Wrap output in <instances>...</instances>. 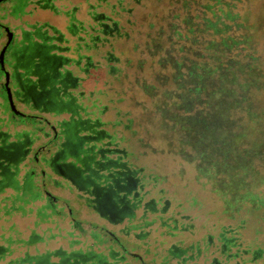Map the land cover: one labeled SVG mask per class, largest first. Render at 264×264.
I'll return each mask as SVG.
<instances>
[{
	"label": "rangeland",
	"instance_id": "rangeland-1",
	"mask_svg": "<svg viewBox=\"0 0 264 264\" xmlns=\"http://www.w3.org/2000/svg\"><path fill=\"white\" fill-rule=\"evenodd\" d=\"M36 1H30L29 10L33 14L25 17L29 25L20 19L10 22L16 32L14 45H21L24 28L32 30L34 25L48 24V32L54 36L55 53L77 58L74 49L77 38L67 26L75 19L86 28L85 33L90 32V26L96 25L91 13L103 12L118 21L123 35L111 38L112 44L99 50H103V55L113 47L119 61L112 64L119 71L111 73L110 63L83 43L79 53L92 54L97 66L85 71L87 62L82 58L78 65L70 61L61 67L62 72L68 71L75 79V84L67 89H71L70 94L76 99L73 101L78 106L76 115L66 104L62 110L53 108L54 114L44 113L41 108L36 111L28 96L29 105L18 104L28 115L47 118L36 124L23 119L17 125L28 130L30 143L27 157L17 164L18 177L34 173L40 197L29 199L24 211L6 213L2 207L12 200H2L13 191L8 188L0 194V245L11 251L0 264L25 251L50 253V260L55 262L66 256L77 264L78 257L85 258L84 264H116L119 259L123 264H210L214 257L223 259L218 248L219 235L225 228L236 229L245 246H264V205L238 198V192L248 189L264 197V148L247 150V145L252 148L263 145L264 134L251 131L237 144L238 148L245 146V150L237 152L231 147L228 154L220 147L219 140L209 135L203 137L199 129L189 134L188 128L174 126L171 116L178 102L175 96L178 91L172 81L167 79L165 88L144 89L145 82L157 84L162 72L167 76L171 72L170 65L165 70L161 68L155 51L151 50L153 55H150L144 43L147 34L156 35L167 18L168 22L178 21L168 17L178 9L176 0H50L56 10L45 8V11L38 10L41 6ZM13 2L20 6L23 0ZM247 5L252 21L257 23L258 18L264 17V0H250ZM0 29L4 31L1 26ZM61 35L69 39V51L58 49L66 45L57 40ZM260 46L264 52L263 36ZM33 78L36 80L37 76ZM251 89L256 103L264 107V88ZM75 118L78 121L88 118L96 128L104 130L103 140L89 139L84 146L89 148L94 144L97 160H107L98 153V147L103 146L109 150L103 154L119 158V164L135 172L137 182L128 195L135 204L131 216L111 219L101 214L90 186L82 187L68 174L55 170V165L62 162L84 167L79 162L84 158L82 152L76 151L75 158L63 151L64 159H55L53 165L48 163L61 150V144L66 141L63 130L67 125L73 126ZM261 124L264 128V121ZM77 133L87 131L79 129ZM73 134L74 130L69 134L71 138ZM106 135L113 145H107ZM114 148L118 152H113ZM243 160L248 162L247 168L232 167L236 161ZM109 168L105 166L102 170L108 174ZM173 246H188L191 254L177 258L171 250Z\"/></svg>",
	"mask_w": 264,
	"mask_h": 264
},
{
	"label": "trees",
	"instance_id": "trees-1",
	"mask_svg": "<svg viewBox=\"0 0 264 264\" xmlns=\"http://www.w3.org/2000/svg\"><path fill=\"white\" fill-rule=\"evenodd\" d=\"M249 1L176 0L178 9L171 12L168 17L172 16L171 20L178 21L168 22L167 18L156 35L147 34L144 43V48L149 50L150 55H153L151 50L155 51L154 54L159 58L158 63L163 70L166 66H171V72L168 76L162 72L157 84L145 82L143 84L144 89L148 91L155 88H165L167 79L172 81V85L178 91L175 95L178 102L175 104L171 116L174 126L188 128L189 134H195L199 129L203 137L209 135L211 138L219 140L220 147L228 154L231 147L235 148L237 152H241V149L245 150V146L238 148L237 144L249 136L251 131L258 130L261 131L262 135L264 134V128L261 124L264 121V107L256 103L251 89L264 88V52L260 46V37H264V17L258 18L257 23L252 21L247 5ZM37 2L44 8L56 10L50 4V0H37ZM91 17L95 20L96 25L90 26V32L85 33L86 28L80 26V23L78 24L75 19H72L67 26L70 34L77 38L74 49L78 57L70 58L61 53L58 54L63 63L73 61L78 65L84 58L87 62L85 71L89 67L97 66V64L93 60L92 54L82 55L79 53L83 43L88 48L94 49L95 54L100 56L103 53V50L102 52L99 50L100 48L107 44L111 45V38L123 35L118 21L111 16L103 12H92ZM81 32H84L85 36ZM57 40L66 43L65 46L58 47L60 51L71 49L68 45L69 39L65 36L61 35ZM46 46L44 51L50 53L52 46ZM101 57L110 63L108 65L111 73L119 71V68L112 64L114 61H119V57L115 55L112 46L105 50V54ZM60 96L62 97L61 94L55 92L50 95V98L53 101H58ZM180 100L182 102H179ZM64 101L66 100L59 103L54 102L55 104L51 107L62 110L66 104V108L76 114L78 106L74 102ZM161 108L164 113L163 105ZM21 118L34 124L41 121L39 116L35 115ZM76 119H72L73 126L71 127L66 123L65 129L67 131L63 133H70L73 130L76 132L79 129L87 131L83 135V138L84 136L86 138L77 151L84 155L83 159H78L79 162L84 167L87 164L90 166V159H86V157L89 154H94L93 157L96 159L95 153L97 151L92 149L94 144L89 148H84V146L88 144L89 139L92 140L91 142L103 140L104 130L96 128L97 125L94 126L90 119L85 118L83 120L81 118L82 120L79 121ZM253 124L261 127L255 129ZM107 141V145H113L112 139L109 140L107 137ZM247 146L248 152L249 150L259 151L260 146L264 148V144L255 145L253 148L250 145ZM62 148L64 152H70L68 147L64 145ZM4 150L0 151V194L8 188L13 191V194L3 198V202L12 201L11 204L5 203L2 209L6 213L24 211V204L29 199L33 200L40 197L38 186L34 183V173L27 172L19 179L18 162L9 160V155ZM63 151H60L58 159H64ZM107 151L109 150L103 146L98 147V153L101 157L105 156L107 160L116 159L120 163L119 158H110V156L103 154L109 153ZM113 152H118V149L114 148ZM73 155L77 158L75 154ZM247 163L245 160L243 162L236 161L232 167L237 166L244 169L247 168ZM109 167L114 168L115 166ZM132 172L135 175V172ZM106 190L103 189L102 192L104 193ZM238 194V198H241L242 201L247 200L253 205H264V197L249 189L246 192H238ZM17 201L23 203L17 204ZM112 202L119 203L115 194ZM229 204L233 205L232 202ZM131 208L130 214L121 217L131 216L134 207L131 206ZM116 218L117 216H115ZM235 230L225 228L221 231L218 249L223 259L214 257L210 264H264V246H245L244 241ZM8 241L10 242L11 239ZM171 250L177 258L191 254L192 251L188 246H173ZM10 252L8 247L0 245V262ZM49 254H30L25 251L22 255L1 264H77V262H71L66 256L59 262L52 261ZM112 254L114 253L112 252ZM188 259H191V256ZM77 260L80 262L79 264H84L85 258L78 257ZM117 262L116 264H123L121 259ZM100 264L112 263L102 262Z\"/></svg>",
	"mask_w": 264,
	"mask_h": 264
},
{
	"label": "flooded vegetation",
	"instance_id": "flooded-vegetation-1",
	"mask_svg": "<svg viewBox=\"0 0 264 264\" xmlns=\"http://www.w3.org/2000/svg\"><path fill=\"white\" fill-rule=\"evenodd\" d=\"M14 43V42H13ZM12 43V45H13ZM12 45L9 49L12 50ZM46 45H32L29 52L19 53V49H13L12 53L17 58V63L19 65H24L30 68V72L37 76L36 81L29 79V77L22 78L18 72L14 71L10 76V83L13 84L14 88H21L22 92L15 90L14 95H21L23 100L24 96H29L35 104L42 103L47 106H52L54 102H63V96H60V99L53 101L50 98L52 93L56 94L59 92L56 88H67L71 85H74V78L70 75L68 71L62 72L61 67L63 63L58 54L46 53L44 50ZM27 47H24L26 50ZM36 57V61L34 62ZM24 61V62H22ZM34 88H49L47 91H37ZM70 102L72 100L69 99ZM77 120V119H76ZM55 130V137H57V130ZM63 131H67L64 129ZM73 133V132H72ZM66 141L61 144V150L63 151L62 146L68 147L69 151L72 154L77 155L76 151L82 146L84 141V136L74 132L73 138L70 136V133H64ZM93 135V134H91ZM97 136V135H93ZM4 149L0 150L3 151ZM8 153V159L14 162H20L27 157L29 152L28 148H24L22 144L13 145L11 149L4 150ZM57 152L56 156L50 160L48 163L53 165L55 159L59 158V153ZM94 154H89L86 159H90V166L87 164L86 167H79L75 162H62L61 164L55 165V170L58 172H64L72 177L79 185L83 187H89L90 191L95 195L94 201L96 202L95 206L101 212V214L114 218L115 216L121 217L125 214H130L132 207L135 204L131 203L128 199V195L131 190L134 189L136 184V177L133 172L129 170L125 165L119 164L116 159L114 160H97L93 157ZM103 156V155H102ZM105 166H118L117 168H110L109 173L105 174L103 168ZM122 167V168H121ZM105 177L107 179H105ZM109 177V178H108ZM110 182H109V181ZM85 187V188H86ZM103 189H107L104 193ZM89 190V189H88ZM116 195L119 203H113V195Z\"/></svg>",
	"mask_w": 264,
	"mask_h": 264
},
{
	"label": "crops",
	"instance_id": "crops-1",
	"mask_svg": "<svg viewBox=\"0 0 264 264\" xmlns=\"http://www.w3.org/2000/svg\"><path fill=\"white\" fill-rule=\"evenodd\" d=\"M13 1L7 0L3 2L2 4L0 3V10L2 11V14L0 16V21L9 22L8 26L13 31L14 39H15L16 32L14 31L13 27L10 25V22L14 21V19H20L23 23H26L29 25V22L27 18L25 17L33 14L32 13L33 11L30 12L29 10L30 5H31V2H30L31 0H23L20 6L15 5ZM36 4L41 6L38 10L45 11V8L42 7V5L39 2L36 1ZM40 12L41 11L37 12L35 16L39 14ZM48 26H49L48 24L47 25L42 24L41 26L34 25L31 27L32 30L28 28H24V30L22 31L23 39L21 40V45H14L13 43L14 40H13L12 50H10L9 52V49L11 47L10 46L6 53V59H5V66H6V70L9 72V77L12 75L14 71H16L23 79L26 77H29V79L36 81L33 78V77H36V75L30 72V68L24 65H19L17 63V58L13 55L12 51L13 49L17 48L19 49L20 54L21 52L22 53L29 52L30 47L35 44V45L52 46L50 47L51 48L50 53L55 54L53 43H52L54 36H51V34H49L48 28H47ZM50 28L56 29L54 26H50ZM6 41H7V34L5 30L1 31L0 29V51L2 50ZM24 47H27V49L24 50ZM35 61H36V57H35L34 62ZM5 80H6L5 72L0 68V149H11L12 146L13 145L15 146L16 144H22L24 148L30 149V143H29V140L27 139L28 130L19 128L17 126L18 123L22 124L24 122L23 121L24 118L22 119L21 118L22 116L20 117L19 115H16L12 111L8 97H7L6 87L4 85ZM10 87L13 90V93L15 90L19 91L20 93L22 92L21 88H14L12 83H10ZM34 89L37 91H43V89H45L47 91L49 88H34ZM56 89L59 91L58 93L63 96L64 100L69 101L70 99L72 100V102L76 100L75 98H73L74 94L73 95L70 94L71 93L70 88L69 89L56 88ZM13 97H14V102L18 109H19V106H18L19 103H23L27 105L30 104L26 96L23 97L24 98L23 100L21 99L22 96L20 94L17 96L14 95ZM32 103H33L32 107L35 108L36 111H39L41 108V111L44 113H51V114L55 113L53 107H50V106L45 107V105H43L42 103L35 104L33 101ZM30 115L33 116V114H30ZM35 116H38V115H35ZM39 119H41L42 121V120H46L47 118L46 117L43 118V116H39ZM49 122L51 121L49 120ZM9 123H12L13 125L10 126ZM85 134H80V135L83 136Z\"/></svg>",
	"mask_w": 264,
	"mask_h": 264
},
{
	"label": "water",
	"instance_id": "water-1",
	"mask_svg": "<svg viewBox=\"0 0 264 264\" xmlns=\"http://www.w3.org/2000/svg\"><path fill=\"white\" fill-rule=\"evenodd\" d=\"M7 0H0V3H3ZM0 26H2L7 34V41L5 43V45L3 46L2 50L0 51V68L5 72V76H6V80H5V87H6V92H7V97H8V100H9V103H10V107L12 109V111L16 114V115H19V116H22V117H26V116H29L27 115L26 113L20 111L15 102H14V93H13V90L11 89L10 87V77H9V72L6 70V66H5V59H6V53L9 49V47L12 45V42L14 40V33L13 31L10 29L9 26H6L4 24L1 23L0 21ZM48 194H50L48 192Z\"/></svg>",
	"mask_w": 264,
	"mask_h": 264
}]
</instances>
